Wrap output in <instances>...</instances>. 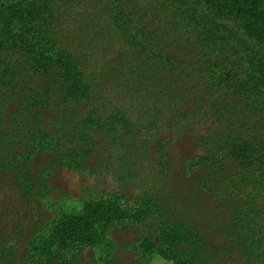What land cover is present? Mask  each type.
Listing matches in <instances>:
<instances>
[{
    "label": "trees",
    "instance_id": "obj_1",
    "mask_svg": "<svg viewBox=\"0 0 264 264\" xmlns=\"http://www.w3.org/2000/svg\"><path fill=\"white\" fill-rule=\"evenodd\" d=\"M7 109L0 159L21 150L11 158L29 177L27 200L94 155L100 173L135 182L139 195L89 198L77 214L61 207L24 252L0 240V264H80L110 231L134 228L133 264H264V0H0V118ZM178 126L199 135L180 173L206 197L186 207L171 192L167 146L178 133L162 136ZM42 153L52 166L33 182L29 162ZM211 200L229 213L218 249L197 215Z\"/></svg>",
    "mask_w": 264,
    "mask_h": 264
},
{
    "label": "rangeland",
    "instance_id": "obj_2",
    "mask_svg": "<svg viewBox=\"0 0 264 264\" xmlns=\"http://www.w3.org/2000/svg\"><path fill=\"white\" fill-rule=\"evenodd\" d=\"M149 6L151 8V5ZM149 6H143V11L146 12ZM88 12L87 18L89 20L97 17L94 16L93 11L90 9H88ZM61 13L64 16L62 19L64 23L70 21L72 24H80V19L76 14L72 13L67 16L64 12ZM13 111L15 110L7 109L6 113L0 118V133L10 129L11 120L13 121L14 119ZM50 115L44 114V118ZM46 121L47 119H44V123ZM174 122L175 119L173 117L169 116L167 118L168 124ZM177 130L178 132H176ZM177 133V137L170 138ZM162 136L169 137L171 140L167 146V153L170 165L174 168V173L176 174L171 182V192L174 201L179 200L177 204L182 207L194 204L198 200L206 201V197L201 191L202 189L200 187L197 189L195 181H192L186 173H180V163L183 158L194 157L197 153L195 141L199 135L194 132L190 133L183 126H178L173 132L165 131ZM150 148L154 152L156 143L151 144ZM24 150L23 147L22 151ZM20 151L12 148L0 159V161L4 162H1V164L7 166V170L0 172V240H9L10 244L21 253L25 251L27 243L35 235V227L46 225L48 220H52L56 216L61 207L64 210L68 208L70 213L77 214L82 209V203L89 198H97L101 195L119 196L130 204L139 195L135 182L120 184L115 181L113 175L100 173L102 171L98 170L96 161L98 155H94L89 159L88 167L84 170H79L73 166L75 165L74 160H72L73 163H69L70 166H63L57 170L51 177L48 197H44V194L38 195V197L34 195L27 200L23 192V185L28 183L27 178L29 177L25 174L24 176L22 175L19 161L11 158L12 155L18 154ZM42 154H37L32 162H29L30 176L33 182L38 180L45 166H52V156ZM153 155L152 162L155 161ZM9 165L11 168H8ZM166 190L161 188L157 194L162 196ZM207 203L209 205L208 210L204 211L207 207L205 206L200 211V214L197 215H199L198 218L203 225L205 223L211 225L210 236L213 238L210 241V246L213 249H218L222 247L225 241L226 235H224L223 226L227 222L229 213L218 208L217 203L212 200ZM37 232L38 229L36 234ZM141 233L142 231L138 228L130 231L112 230L108 235V244L98 248L86 249L78 261L80 264L136 263L138 256H140L138 248L139 241L142 238ZM227 263L234 264V260H228ZM153 264L167 263L155 258Z\"/></svg>",
    "mask_w": 264,
    "mask_h": 264
}]
</instances>
